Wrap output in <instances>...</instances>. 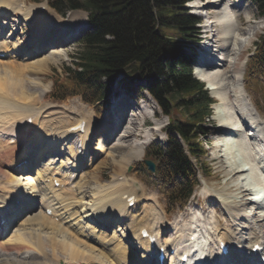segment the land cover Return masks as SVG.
<instances>
[{"label":"bare ground","instance_id":"6f19581e","mask_svg":"<svg viewBox=\"0 0 264 264\" xmlns=\"http://www.w3.org/2000/svg\"><path fill=\"white\" fill-rule=\"evenodd\" d=\"M221 1L213 0L211 4L213 2L215 5L216 2L221 4ZM17 7L16 0H0V39L5 36L6 27L10 26L5 17L13 16V11L17 10ZM226 7L227 5H223V13L215 16L210 24L220 25L216 29L217 37L219 40H223L224 45L229 46L228 42H230L233 46L231 50L236 53L240 50L242 43L250 42L249 39L253 32L250 30L245 34L241 31L232 19V15L228 14ZM46 10L36 13L33 17L22 14L25 12L21 13L22 20L34 23L33 32L27 44L16 41L13 48L8 50L9 44L7 43L9 41L4 40L6 43L0 41V59L5 60H0V64L4 67L7 66V69L2 68V73L15 76L17 73L14 72L18 71L19 75L24 72L25 68H40L43 62L41 57L51 60L52 56L64 52L67 43L62 40L70 31L69 26L73 22V18H71L73 16L69 15L71 16L69 19L58 20L50 9ZM53 24H62L63 26L55 33H51L50 28ZM12 28L8 31L7 38L14 37L13 32L17 29L14 26ZM81 36L82 34L79 35V37ZM228 46L220 50L222 51L221 55L218 53L220 56L215 61L205 63L206 60L201 59L200 62L205 63L203 65L204 73H197L196 77L206 81L210 94L217 99L214 104L213 117L218 119L219 124L225 129L213 127L217 130L214 134L217 135L214 145L219 147L220 157L224 155L230 159L231 155L233 160L235 158L233 169L229 168L226 175L231 177L232 172L234 174L244 173L246 180L248 177L251 178L253 182L251 185L259 186V190L256 191L258 199L256 198L253 203L264 208V124H259L260 115L248 99L244 98L247 96L242 87L244 63L242 61L239 67H234L233 61L235 60L227 57L230 51ZM48 50H50V54H45ZM18 57L22 60L21 64L6 61L14 60L12 58L18 59ZM227 65L228 67H226ZM14 76L5 77L6 82H2L0 85V92L11 90L17 96L15 98L11 94L14 96L11 100L9 93H7L9 97L0 95V107L7 106L6 114L0 115V151L4 152L5 158H9L8 153L12 151L6 153L8 145H14L15 142L21 141V147L24 148H20L19 156L15 155L16 159H13L12 163L10 162V166L7 165L10 177H7L9 172L6 175L2 171L4 166L0 165V177L3 178L0 181V213L1 217L6 215L4 222L0 220L1 232L14 215L11 225L7 226L9 232L0 234V264H150L155 259L152 258L145 239L139 236V230L142 227L156 230L158 241L169 251L183 249L188 237L194 235L192 243L200 251H204L206 264H219L223 257L222 255H219V259L214 257L219 253L214 246L215 241L217 243L219 240L225 239L232 243L234 239L238 243H241L242 240L252 243L253 238L260 240L259 229L255 228L257 221L253 220L254 214L251 209L247 212L244 210L245 214L241 216L238 212L242 213L243 209L239 210L235 207L237 204L231 205L227 200L216 199V202L215 198L213 200V208H221L227 225L224 224L219 228L220 217L212 215L207 218L211 222L206 227L205 221L200 222L194 217H190L191 219L187 222L179 217L169 222L167 218L161 216V209H157L153 198H146L143 193L138 194L133 185L130 188L131 183L126 181L127 178L125 179L119 173L115 176H122V178L119 180L115 178L112 180L113 182L105 186L93 187L87 185V182L83 184V181L80 182L78 179L79 173L83 168L90 166L92 161L98 157V152L103 151V147L108 145L109 136L113 135V129L101 134L96 144L98 147H92L88 134L90 127H93V119L76 118L75 124L81 120L85 121V131L80 135L79 148L81 151L76 150L74 156L70 157L72 158L70 161L67 158L63 159L62 157L69 156L67 151L73 155L74 147L70 145V141L74 134H69L68 129L75 124L67 122L68 124L63 128L57 127L58 130L53 125V128L45 131L44 127L52 120L44 121L45 118L40 117V108L33 106L32 101L30 104L22 101L34 98L32 97L34 95L22 90V85L19 86L20 79L18 81L16 79L18 77L14 79ZM228 94H232L231 96L234 97L233 104ZM123 101V98L120 97L112 108L114 110L120 106L124 109L131 108V105L128 106ZM123 104L125 105L123 106ZM29 106L32 107L28 109ZM128 109L123 111V117H118L116 124L127 121L128 117L132 115H129L132 111H128ZM29 117L31 123L27 124L26 119ZM252 122L256 123V129L253 132L246 125ZM29 128H32L34 134L28 140L22 135ZM99 128L102 129L101 124ZM22 140L24 141L22 142ZM144 143H139V146L134 148L135 153L131 157L126 156L125 160H120L121 169V163L124 161L139 159L142 156ZM15 148L17 149V147ZM87 148L93 150L91 154L86 153ZM119 148H122V145ZM44 154L48 155L42 159ZM86 154L87 157L90 155L89 160H84ZM39 156L42 163L37 164ZM0 162L3 163V161ZM226 162L228 163V161ZM19 163H21L20 166H18ZM52 174H55L64 184L62 190L54 188L52 181H48ZM252 176H254V181ZM236 179L232 178L230 181L235 183ZM125 185L126 187H123ZM87 190L90 191V200L85 199L84 192ZM123 194L133 195L139 201V206L129 208L127 201L123 199ZM46 208L51 209L53 213L51 217L45 215ZM236 208L238 209L237 213ZM15 214L18 215L17 220ZM229 227H232L233 231L228 230ZM237 234L238 239L235 238ZM242 234L246 237H243ZM261 244L264 246V241ZM243 248V251L241 249L234 251L231 247L230 254L227 255L228 264L236 261V264H251L252 257L249 256L250 253L246 251L245 247ZM182 252L179 253V257ZM237 256L240 258L236 260Z\"/></svg>","mask_w":264,"mask_h":264},{"label":"trees","instance_id":"16d2710c","mask_svg":"<svg viewBox=\"0 0 264 264\" xmlns=\"http://www.w3.org/2000/svg\"><path fill=\"white\" fill-rule=\"evenodd\" d=\"M185 1L52 2L56 10L64 5V11H87L90 25L83 31L70 65H61L60 74L52 78L50 98L65 100L80 96L100 113L117 77L142 79L140 91L142 88L148 91L168 115L166 145L150 143L144 157L155 163L154 177L169 205L184 204L198 184L197 169L203 165L199 133L211 103L203 85L191 75L190 55L180 48L182 40L190 38L196 21L182 10ZM252 1L264 16V0ZM245 73L251 86L263 87L264 35L248 58ZM190 157H194L195 165Z\"/></svg>","mask_w":264,"mask_h":264},{"label":"rangeland","instance_id":"374dc122","mask_svg":"<svg viewBox=\"0 0 264 264\" xmlns=\"http://www.w3.org/2000/svg\"><path fill=\"white\" fill-rule=\"evenodd\" d=\"M209 2V4H206V2ZM211 1L213 0H192L191 3H189L193 8H191L192 11H199L202 13H205L206 10L204 8H207L208 15L211 16L210 18L213 19L215 16H219L223 13V5H227V12L231 16L232 19L237 23L238 28L241 29L246 34V31H252L253 35L249 39V43H242L240 50L236 53H234L232 49V44L228 42L229 44V55L227 57H230L231 60L234 63V67H239L241 62L247 59L251 52L253 51L254 47L253 45L257 41L258 37L262 35L264 32V17H260L257 14V10L255 5L249 1V0H222L221 4L220 2H216L218 6H216L213 2L211 4ZM53 0H16V3L18 5L17 10H14L13 16H6L5 19L8 22L10 26H7L4 33L5 36L9 35L8 31H10L12 26H14L17 31H14L15 34L14 37H10L9 41V48H13L16 41L22 42L23 44H27L30 40V37L32 35L33 29H34V23H28V21L22 20L21 13L26 14L27 17H33L35 15V10L37 5H47V9L51 11L52 14H54L58 20H65L69 19V15H72L73 22L70 24L69 29L70 31L67 32V35L63 37L64 42L67 44L64 47V52H62L60 55L56 54L52 56L51 60H45L44 57H41L42 63L40 68H25L24 72L19 73L18 71L14 72L17 73L14 75H9L2 73V68L7 69V66L5 67L0 64V85L2 82L5 81V77H12L15 79V77H18L16 79H20V85L22 90H24L26 93L33 94L34 98H29L25 101L26 103L30 104V102H33V106L40 108V117L45 118L44 121H49L50 123L46 124L44 127L45 131L47 129L51 128H63V126L67 125L70 122H73L76 120V118H83L86 117L89 120L94 121L95 126L94 129L91 131L89 135H92V143H96L98 140L96 138V135L103 134L105 132H109V130L113 129V135L109 136L108 145L103 147V151L98 152V157L92 161L91 165L87 166L86 168H83L82 171L79 173L78 179L80 182L83 181L87 182V185L90 186H105L113 182V178L116 177L115 174L122 175L127 182L131 183L130 188H132V185L134 186V182H136L138 187L136 188L138 194L143 193V196L146 198H153L155 206L157 209H161V216L166 217L167 220L172 221L175 218H178L183 221H189L192 217L194 219H198L199 217H203L204 221L206 218L211 217L212 215H217L220 217V225L219 228L223 226L224 216L222 215V210L220 207L213 208V200L215 198L217 200H227L232 205H236L235 207L239 208V210L243 209L246 212L251 209V212L254 214L253 220L257 221L255 223V226L261 230L263 234L264 239V208L257 206L255 203L246 201L245 203V197L249 196L248 190L249 187H253L248 182H251V178L245 177L244 173H236L232 172L231 177L230 175H226V172L229 171L231 168L233 169L235 165V158L234 160L231 158V155L229 158L225 157L221 153V157L219 155V147H216L214 145L215 139L217 138V135H214L217 130H215L213 127L216 126L219 121L218 119H214V117H209L208 120H206L204 126L206 127V133H203L204 130L200 131V139L202 141V146L204 151V155L202 157V160L200 161L202 164H205V167H201L203 170H209L212 172L208 177H199V185L196 186L194 189V193L186 205V207L178 212H170V214H167L165 212V209L169 211H172L174 209L180 208L178 205L173 204L171 206L167 205L165 203L164 197L160 192H157L154 187V178L146 174L144 170L141 169L139 163L142 160V156L138 159H131L129 161H124L121 163L122 169L120 168V160H125V157L133 155L135 153V147L139 146L140 144H143L144 146L147 145L150 141H157L160 143L165 142V135L163 131H161L166 122V116L159 110L156 103L151 99V97L146 93H142L143 95H140L137 97L136 105H134L133 108H127L128 111H132V114L130 117H128L127 121H124L122 123L116 124L115 122L118 119V115L121 113L120 107L116 110L111 108L114 103L120 98L122 95L123 100H127L128 93L136 92L138 88L142 85L141 81H136L135 79H132L131 82H129L127 85L123 81H118L116 85H114L113 91L109 96L108 104L106 105L105 110L98 115H96V110L88 105L87 103L83 102L79 97H71L67 100L63 101H56L49 97L50 92V85H51V79L55 78L56 73L60 74L61 72V65L70 64V57L76 52V50L79 48L78 45V38L81 34L82 27L81 26H87V13L84 10L76 9V10H70L68 12L64 11V5L63 7L60 6V10H56V8L53 5ZM202 3V8L198 9L196 8L197 5H200ZM52 4V5H51ZM215 5V6H213ZM29 7V8H28ZM186 7V6H185ZM204 7V8H203ZM22 8V9H21ZM189 9L188 7H186ZM31 9V10H30ZM55 9V10H54ZM30 10V13L28 14V11ZM34 11V12H33ZM47 11V10H46ZM210 11V13H209ZM45 12V11H42ZM59 12V13H58ZM64 12V13H63ZM66 12V13H65ZM21 19V20H20ZM3 20V19H2ZM216 25V29L220 26L218 24ZM218 25V26H217ZM224 26V24H222ZM221 25V26H222ZM62 24H53L50 28L51 33H55L57 30L62 28ZM10 27V28H8ZM81 27V28H80ZM214 27V28H215ZM80 28V29H79ZM79 29V30H78ZM218 32V31H217ZM3 33V34H4ZM174 35V34H173ZM249 35V34H248ZM5 39L6 37H2V39ZM219 40V37H217ZM8 40V39H7ZM191 42V39H188ZM219 45L223 44V40H220ZM224 45V44H223ZM182 48H186L185 45L181 46ZM224 48V47H223ZM227 48V47H226ZM50 50L46 51L45 54H50ZM187 52V51H186ZM188 53V52H187ZM44 54V53H43ZM42 54V56H43ZM20 57V56H19ZM12 58L14 60H6L11 61L14 64H21L22 60L20 58ZM7 58V57H5ZM39 58V57H38ZM233 58V59H232ZM2 61H5L3 59H0ZM14 61V62H13ZM20 62V63H19ZM5 64V63H4ZM228 67V65L226 66ZM3 69V70H4ZM16 71V70H14ZM244 71V69H243ZM8 72H10V69H8ZM243 79V77H242ZM17 81V82H18ZM241 81V80H240ZM246 81L243 80L242 87L244 89ZM248 86V85H247ZM246 86V87H247ZM246 89V88H245ZM11 90H8L7 92L1 91L0 95L1 97H9L12 100L15 96V93ZM249 95V100L251 103H254L257 101L258 105L256 106V110L264 118V91L263 92H253L249 89H246L245 91ZM9 93V96L7 95ZM42 93V94H41ZM14 96H12V95ZM39 95V96H38ZM229 98L232 102L234 97L231 96L232 94H228ZM39 98V99H38ZM9 99V98H8ZM32 99V100H31ZM255 104V103H254ZM121 104L119 103V106ZM124 105V104H123ZM133 105V104H132ZM253 105V104H252ZM6 107L3 106L0 107V115L6 114ZM32 106H29L31 108ZM126 109V110H127ZM5 112V113H4ZM4 113V114H3ZM53 117V118H52ZM1 119V117H0ZM55 119V120H54ZM124 119V118H123ZM68 122V123H67ZM52 123V124H51ZM54 123V124H53ZM61 123V124H60ZM56 124V126H55ZM75 124V122H73ZM100 124L102 125V129H100ZM54 125V126H53ZM53 126V127H52ZM96 129V130H95ZM58 130V129H57ZM27 131V132H26ZM115 131V135H114ZM32 133V135H31ZM26 134V135H25ZM32 128L26 129L24 136L26 139H30L33 136ZM29 137V138H28ZM35 139V138H34ZM33 139V140H34ZM79 139L80 137L76 135V137L72 138L70 141V145L73 146V155L71 152L67 151L69 156L62 157L63 159L67 158L68 161L72 160L70 158L71 156H74V153L76 150H78L77 145H79ZM32 140V141H33ZM24 140H22L23 142ZM11 144V143H10ZM14 144V143H12ZM19 144V146H17ZM16 145V146H15ZM122 145V148H119V146ZM10 146V147H9ZM13 148H12V147ZM21 141L15 142L14 145H8L6 147V153H8L9 158L4 157V152L0 151V155L2 156L0 158V161H3V163L0 162V165H3V172L7 175L9 172V169H7V165H11L12 160L16 159V157L20 154V148L23 149L24 147H21ZM24 146V145H23ZM17 147V149L15 148ZM92 147H95V145H92ZM98 147V146H97ZM96 147V148H97ZM10 148V149H9ZM12 148V150H11ZM14 149V150H13ZM9 150V151H8ZM16 150V151H15ZM15 151V153H14ZM93 151V150H92ZM91 151V153H92ZM66 152V151H65ZM5 153V154H6ZM90 153V154H91ZM18 154V156H17ZM216 154V155H215ZM219 156H218V155ZM14 155V156H13ZM16 155V157H15ZM48 154H44L42 159L47 157ZM7 156V154H6ZM87 156V154L85 155ZM40 158V156H39ZM90 159L87 157L86 159ZM41 158L39 161L42 160ZM88 159V160H89ZM85 160V158H84ZM7 161V162H6ZM14 161V160H13ZM37 161V164L39 163ZM67 161V162H68ZM118 161V162H117ZM228 161V163L226 162ZM234 161V162H233ZM11 162V163H10ZM192 163L195 164V160L192 158ZM223 163V164H222ZM225 163V165H224ZM231 163V164H230ZM238 163V162H237ZM6 164V166H5ZM131 165L132 168L130 171H128V166ZM229 166V167H228ZM232 166V167H230ZM36 167V165H34ZM230 168V169H229ZM121 169V172H120ZM227 169V170H226ZM229 169V170H228ZM119 171V172H118ZM234 174V175H233ZM10 177V172L7 175V177ZM234 176V177H233ZM236 177H238L236 179ZM230 178V179H229ZM236 179L231 182V179ZM244 178V179H243ZM254 178V176H253ZM0 181L3 180L2 177H0ZM9 179V178H8ZM77 179V180H78ZM240 179V180H239ZM90 183V184H89ZM123 184V183H122ZM126 184V183H125ZM123 187H126L123 186ZM241 187V188H240ZM255 187V186H254ZM240 188V189H239ZM244 188V189H243ZM245 190V191H243ZM241 191V192H240ZM85 199L90 200V191L87 190L84 192ZM89 195V196H88ZM243 195V196H242ZM88 196V197H87ZM143 197V198H144ZM243 202V203H240ZM252 203V204H251ZM255 204V205H254ZM176 205V206H175ZM219 206V204L217 203ZM242 205V207H240ZM248 205V207H247ZM136 207L139 206L135 205ZM245 206V207H244ZM244 207V208H243ZM259 207V208H258ZM165 208V209H164ZM236 208V213L238 209ZM241 208V209H240ZM247 208V210H246ZM261 210V211H260ZM242 211V210H241ZM242 213L238 212V214H241V216H244L245 211ZM256 213V214H255ZM262 216V217H261ZM191 217V218H190ZM211 220H208V223H206V227L210 225ZM168 232V231H167ZM165 232V233H167ZM243 237H246L245 235H242Z\"/></svg>","mask_w":264,"mask_h":264},{"label":"water","instance_id":"95a60500","mask_svg":"<svg viewBox=\"0 0 264 264\" xmlns=\"http://www.w3.org/2000/svg\"><path fill=\"white\" fill-rule=\"evenodd\" d=\"M145 164L148 166L150 171H154V164L151 161L146 160Z\"/></svg>","mask_w":264,"mask_h":264}]
</instances>
